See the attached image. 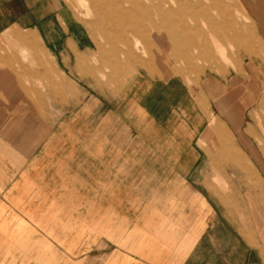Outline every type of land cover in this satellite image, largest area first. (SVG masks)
Returning a JSON list of instances; mask_svg holds the SVG:
<instances>
[{"label": "crops", "instance_id": "crops-1", "mask_svg": "<svg viewBox=\"0 0 264 264\" xmlns=\"http://www.w3.org/2000/svg\"><path fill=\"white\" fill-rule=\"evenodd\" d=\"M256 28L261 49L226 77L139 72L104 107L83 112L79 91L38 123L0 97V264H264V148L252 102L234 112L264 86Z\"/></svg>", "mask_w": 264, "mask_h": 264}, {"label": "rangeland", "instance_id": "rangeland-1", "mask_svg": "<svg viewBox=\"0 0 264 264\" xmlns=\"http://www.w3.org/2000/svg\"><path fill=\"white\" fill-rule=\"evenodd\" d=\"M257 22L264 0H0V97L23 99L38 123L79 91L83 112L104 107L139 72L190 86L226 77L261 49ZM244 86L234 112L252 102L249 127L264 148V86ZM210 131L230 132L214 115Z\"/></svg>", "mask_w": 264, "mask_h": 264}, {"label": "bare ground", "instance_id": "bare-ground-1", "mask_svg": "<svg viewBox=\"0 0 264 264\" xmlns=\"http://www.w3.org/2000/svg\"><path fill=\"white\" fill-rule=\"evenodd\" d=\"M167 1V0H166ZM165 4H166V2H165ZM169 4V3H168ZM167 5V4H166ZM165 5V6H166ZM161 6V5H160ZM162 7V6H161ZM170 7V6H169ZM204 25V24H203ZM210 129V128H209ZM207 131H208V129H207ZM209 132V131H208ZM206 134V133H205ZM210 134V133H209ZM209 134H207L208 136H209ZM206 136V135H205ZM205 138V137H204ZM210 139V138H209ZM207 142V141H206Z\"/></svg>", "mask_w": 264, "mask_h": 264}]
</instances>
